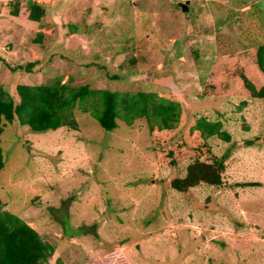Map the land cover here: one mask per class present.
Returning <instances> with one entry per match:
<instances>
[{
  "label": "rangeland",
  "instance_id": "1",
  "mask_svg": "<svg viewBox=\"0 0 264 264\" xmlns=\"http://www.w3.org/2000/svg\"><path fill=\"white\" fill-rule=\"evenodd\" d=\"M34 1L44 8L39 22L29 20L26 0H0L7 92L56 76L92 88L170 92L188 117L220 121L230 139L209 137L211 153L200 157H224L222 185L179 192L170 182L190 160L160 163L144 118L117 120L106 131L76 108L77 130L6 123L4 208L66 264L111 252L126 264H264V99L200 96L216 56L264 42V0ZM38 32L42 45L31 41ZM256 136L258 143H244Z\"/></svg>",
  "mask_w": 264,
  "mask_h": 264
},
{
  "label": "trees",
  "instance_id": "2",
  "mask_svg": "<svg viewBox=\"0 0 264 264\" xmlns=\"http://www.w3.org/2000/svg\"><path fill=\"white\" fill-rule=\"evenodd\" d=\"M26 4L29 20L39 22L44 8L34 0H26ZM11 14L17 16L18 9L15 7ZM42 36L43 33L38 32L31 41L42 45ZM32 64H26L25 69L30 71ZM235 95L264 99V42L216 56L201 80L202 97ZM245 103L243 100L241 107ZM76 108L89 112L106 131L116 128L117 120L131 125L135 119L144 118L152 142L160 147L157 152L160 163L175 166L180 161L190 160L185 175L170 182L176 191L187 192L201 183L222 185L224 157H213L210 162L200 160L202 155L211 153L209 137L229 141L230 135L222 129L220 121H211L205 116L188 117L182 102L170 92L92 88L89 83H61L59 76L52 82L35 85L18 83L12 94L0 84V171L4 167L1 135L6 123L25 126L30 132L59 127L77 130ZM259 141L260 137L256 136L244 143L250 145ZM4 206L0 200V264H51L54 246ZM111 253L85 264H126L123 258L115 259ZM53 259V264H66L61 257Z\"/></svg>",
  "mask_w": 264,
  "mask_h": 264
},
{
  "label": "water",
  "instance_id": "3",
  "mask_svg": "<svg viewBox=\"0 0 264 264\" xmlns=\"http://www.w3.org/2000/svg\"><path fill=\"white\" fill-rule=\"evenodd\" d=\"M178 4L181 6L182 10H187V6L185 4L182 3H178Z\"/></svg>",
  "mask_w": 264,
  "mask_h": 264
}]
</instances>
